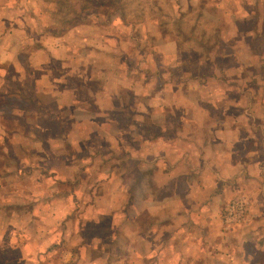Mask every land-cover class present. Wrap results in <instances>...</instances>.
<instances>
[{"label":"rangeland","instance_id":"374dc122","mask_svg":"<svg viewBox=\"0 0 264 264\" xmlns=\"http://www.w3.org/2000/svg\"><path fill=\"white\" fill-rule=\"evenodd\" d=\"M263 6L264 0H0V206H9L2 203H12L10 206L15 208L21 204L36 205L38 210L40 207L38 200L42 199V205L51 211H56L57 215L54 217L58 220L62 219L61 223L64 224L62 234L69 230L74 235V242L87 243V229H92L90 225L87 226V217L92 218V214L96 212L95 205L87 197V194L93 190L94 180L98 183L102 179L103 184L97 185V197L94 199V204L100 196L98 200L100 205L115 208L118 202V196H115L117 186H128L125 194L126 191L131 192V174L135 173L134 169H138V163L154 161V158L155 161H176L177 159L176 153L168 157L169 151L159 149L160 152H158V145L149 153V148L145 147V144L148 145L147 139L156 137L155 140H157L160 135L161 137L163 135L162 139L173 142L174 150L176 143L173 139L177 138L176 136L180 138V132H182L181 143H185L187 148L196 146L193 142L197 141V135L190 134V131L197 127L198 123L207 127V119H202L199 112L201 109L211 111L213 104L218 108L219 113L216 114L215 119L217 125L220 124L218 121L220 114L226 112L228 103L219 101L221 95L214 91L231 89L235 94H242L245 84L240 80L244 78L246 72L242 63L250 55H245L243 36L250 47L253 46L254 41L256 42L254 47L263 44L262 51L264 50L263 40L260 42L261 40H255L251 36L255 33L259 37L263 30L264 22H260V15L264 13ZM233 13L238 19L246 17L245 27L242 24L238 25L236 19L234 21ZM115 15H122L124 23ZM157 26H162L160 30L164 28L173 35L182 36L188 48L184 54H181L185 65L181 72L186 71L189 78L201 77L202 84L204 81L209 84L207 88L201 85L199 90H195V84H189L187 95L183 93L185 97H176L180 93L177 81L181 74L174 68V63L170 72L165 71L168 68L163 66L165 65L163 56L161 58V55L157 53L158 50L156 53L153 52L155 47L161 45L163 39L153 40L150 36L149 46H146L149 32L153 35L151 31ZM134 27L138 29L141 40H137L134 36L136 33L133 32ZM225 29L229 35L236 36L233 39L234 43H237L235 47H243L238 52L239 59L232 54L233 46L227 47L232 45L230 42L226 43V47L221 45V42L224 43L222 30ZM53 36L59 37L55 40ZM37 43L43 46V49H38L39 51L35 49ZM145 47L151 50L149 62L155 64L158 73L166 72L165 76L168 78L166 80L170 84L168 82L163 84V73L158 83L157 70L154 75L150 71L145 73L130 70L131 63L133 66L139 63V56L148 59V54L143 53ZM212 49H218L222 54L220 56L212 54ZM118 50H124V55L117 54ZM198 50H201V54L196 53ZM105 51H108L112 61H115L118 55L123 57L124 63H118L119 70L110 71L105 76V83L92 84L88 95L95 97L102 91L106 93V96L103 93L102 98L110 104L112 113L106 121L101 119L100 122L112 132L110 140L112 146L108 140L103 139L101 147L96 148L95 151L94 149L88 151L87 130L85 134L78 133L83 122L87 123V60L92 58L93 62L96 55L99 58L102 56L100 53L105 57ZM257 57L256 66L259 65V59L264 60V57ZM105 59L103 63L102 59H99L100 67L109 65ZM140 59L142 60L141 57ZM122 65L124 70L121 71ZM126 66L129 69L125 70ZM247 76L252 78L260 76V71H247ZM210 77L236 81L237 85H231L230 88L220 83L214 85L215 82L210 80ZM39 82L44 84L40 85ZM117 83H122L125 87V91H122L124 108L115 95L118 90ZM251 88L258 90L260 88L258 82L253 80ZM130 89H134L136 94L140 92L143 96L142 101L139 102L140 110H138L143 111L139 113L143 118H138L142 116L134 112L137 102L133 104L135 96ZM260 92V90L256 91L255 94L259 93L258 95L252 93L253 98L261 97L263 100L252 101L251 105L249 103L251 119L248 116L244 118L241 110L242 105L246 103L235 102L237 104L236 126L244 129L251 127L254 133L252 150L256 148L255 135L259 137L264 126V90ZM63 94L68 98L72 97V100L77 103L64 108L48 104L54 97L57 99ZM147 97L150 99L149 102L144 101ZM212 100L215 102L213 103ZM90 108L93 109L92 106ZM43 109L52 113L55 111L65 113L63 121L61 120L64 125L62 138L72 136L71 142H74L76 147L71 143L67 147L65 143L64 150L68 153L67 157L61 158L63 161H57L50 155L52 143L47 139L44 141L51 143L50 148L47 145H41L45 143L39 140L45 134L34 132L36 124L44 126L49 124L47 119L36 118L37 114L41 116ZM73 112L76 118L72 115ZM249 120H251L250 123ZM38 127L36 126L37 129ZM138 127L141 129L152 127L150 135L136 132ZM161 128H165L166 132L163 133ZM79 136L86 137L82 139L83 148L76 138ZM115 140L117 144H120V149L117 148ZM53 144L57 150L60 148L58 140ZM60 144L63 148L64 144ZM241 148L243 143L238 144L237 150L243 152ZM183 153L180 151V154ZM189 153L191 154V151L187 154ZM243 153L240 157H243ZM91 156L94 158L91 159ZM87 158L90 161H87ZM203 159L202 161L206 160ZM120 173H125L128 177L124 178V181L122 177L117 180V174ZM105 186L108 190L111 188V191H106ZM20 193L23 194L22 197L17 195ZM238 198H244L248 202L247 215L242 223L227 228L223 223L224 214L227 206ZM130 200V198L127 199L129 203ZM260 208L261 206L247 195H236L225 205L224 212L221 214L222 232L232 234L237 230L239 233L241 228L260 223L263 220ZM15 212L17 210H14ZM46 215L45 212H41L40 218L36 219L39 224L37 222L33 226L48 227L50 221H44L43 224L41 218ZM22 217L21 214L13 215L15 225L20 224ZM81 217L84 219L83 223L79 220ZM115 218L116 215L103 217L101 220L103 228L113 227ZM3 219L4 214L0 213V242H4L3 246L9 250L13 235H18L20 232L4 229ZM79 226L80 229H78ZM28 233H32L31 230ZM237 237L239 238L240 234ZM14 241L16 250L12 251V255L15 260H23L26 257L21 253L26 251L23 247V239L18 235ZM239 247L245 253L244 255L252 254L249 263L247 261L245 264H264L263 247L262 249L257 246L239 245ZM68 251L67 247H64L59 251L57 258L68 260L70 257ZM90 253L96 254L98 251ZM48 257L50 256L47 255L45 264L59 263H56L54 258L48 259ZM29 260L27 262L32 264ZM110 261L114 263V257H111Z\"/></svg>","mask_w":264,"mask_h":264},{"label":"crops","instance_id":"0c3cea01","mask_svg":"<svg viewBox=\"0 0 264 264\" xmlns=\"http://www.w3.org/2000/svg\"><path fill=\"white\" fill-rule=\"evenodd\" d=\"M233 14L234 21L236 19L238 25L242 24V26L245 27V21H247L246 17L238 19L237 15L235 13ZM115 16L122 19L121 21L124 23L122 15ZM112 18L113 16L110 20ZM197 18L198 17H196V19ZM255 21L258 20L255 19ZM260 22H264V13L260 15ZM160 28H162V26H157L155 30H152L151 32L153 35H150L149 32L146 46H149L148 44L151 40L150 36L153 40H157V38L163 39L161 45H156L157 47L154 48L153 52L156 53L158 50L157 53L161 55V58L163 56V63L165 64L163 66L168 68L165 71L170 72L174 63V68L181 74V76H179V81H177L179 82L177 86L178 89H180V93L176 97H185L184 94L187 95L189 91V84H195V90H199L201 85L205 86H202L203 88H207L209 84L206 81L202 84L200 81L202 80L201 77L196 76L193 79L188 77L186 71L181 72L182 69L185 68L181 54H184V51L188 48L182 36L173 35L169 31H165L164 28L163 30H160ZM226 30L227 29L222 30V41L224 43L221 42V45H225L226 47V43L230 42L232 45H228L227 47L232 48L233 46L234 53L232 54L236 55L237 59H239L238 52L243 47L245 48V55H250L247 57V60L242 63L243 69L246 71L244 78L240 80L245 84L242 94H235L231 89L228 91L223 89L214 91L217 92L218 95H221V98L218 99L219 101L228 103L226 112H221L220 114V120H218L220 124L217 125V120L215 119L216 114L219 113L218 108L213 104L214 107L210 109L211 111L208 112L205 109H201L199 112L202 119H207V127L198 123V126L190 131V134L197 135V141L193 142L196 146L187 148L185 143H181L183 139L182 132H180V138L176 136L177 138L174 137L173 139L176 143V149L174 150L173 142L170 143V141L167 142L165 141L166 139H162V137H164L163 135L162 137L161 135L159 136V139H157L158 141L155 140L156 137H154V139H147L148 145L145 144V147L149 148V153L152 151V148L158 145V152H160L159 149H161V151H169L170 155L168 157L176 153V155H178L176 157L177 159L176 161H155L156 159L154 158V161H141L138 163V169H134L133 171H135V173L131 174V192L126 191L125 194V189L128 186H117L115 196H118V202L115 208H106L107 206L100 205L98 203L100 196L98 200H95L94 204V199L97 197L96 188L97 185L102 184V179H100L98 183L94 180L93 187L91 185L93 190L87 194V197L92 200L96 212L92 214V218L87 217V226L90 225L92 229H87V243L82 241L84 245H82V243L80 244L79 241L74 242V235L71 231L68 230V232L62 234L64 228V224L61 223L62 219L58 220L54 217V215H57V212L45 208L42 205V199L38 200L40 204L38 210L36 209V205L29 206L21 204L15 208L10 206L12 203H2L9 205L0 206V213L4 214V229H7V231L10 229L18 230V232H20L18 235L23 239V247L26 250L25 252H21L26 255L23 260H15L8 254L7 259L5 258L7 264H14V260L20 261V264H29L27 262L28 259H30L29 261L32 264H45L47 263V255L50 256L48 259L54 258L56 263L59 262L58 264H245L247 261L249 263L250 255L252 254L247 253V256L244 255L245 253L243 250L240 247L238 248L239 245H243L244 247L257 246L261 249L263 247L264 251V126L259 133V137L255 135L257 140L254 141V146L256 148L252 150V135L254 133L251 127L245 129L237 127L235 115V110L237 108L236 101L239 103H246L242 105L241 110L244 118L248 116V118L251 119V110L249 109L251 102L263 100L261 97H252V93L258 95L259 93L255 94L256 91L260 90L263 92L264 90V60L259 59V65L256 66V62H258L257 56H259V58L264 57V50L262 51L263 44L254 47L256 42L253 41L254 44L250 47L245 36H243L245 41L243 47H235L237 43L235 44L233 39L236 36L229 35ZM133 32H136L134 35L136 39L141 40L138 29L134 27ZM251 36H253L255 40H261L260 42L263 40L264 42V27L259 37L255 33ZM58 37L53 36V39L57 40ZM246 44L247 46H245ZM147 47L143 48V53L148 54V59L139 56V63L135 66L131 63L129 67L132 72L139 71L146 73L150 71L153 75L155 74L154 72L157 69H155L154 63L149 62L151 50ZM35 49H43V46L37 43ZM246 49L248 50L246 51ZM105 52V57L104 54L100 53L102 56L99 58L96 55L93 62L92 58L87 60V123L83 122L78 133L85 134L87 130L88 151H92L93 149L95 151L96 148L101 147L103 139L111 143L112 132L107 130L105 125H102L100 122L101 119L106 121L112 113L110 104L102 98L104 97L103 93H105V91L101 89L102 92L100 94L97 93L95 97L88 95V91L91 90L92 84H98V82L101 84L105 83V76L110 71L119 70L118 67H120V65H118V63H124L123 57L121 58L117 55L115 61H112L113 59L109 57L108 51ZM123 52L124 50H118L117 54L121 53L124 55ZM199 52L201 54V50H198L196 53ZM211 52L219 56L222 54L218 49H212ZM99 59H102V63L104 62L103 59H105L109 65L100 67ZM123 65L121 66V71L124 70ZM129 68L126 66L125 70ZM251 70H259L260 76H255L254 78L247 76V71L249 72ZM165 71H159V74L157 70L156 77L158 78V83H160L159 79L163 77V84L167 82L170 84V82L166 80L168 78L165 76ZM161 73H163L162 77ZM189 80L190 83H188ZM210 80L215 82L214 85L219 83L225 84L228 88H230L231 85H237L236 81H229L228 79L219 80L218 78L210 77ZM253 80L258 82L260 87L258 90L251 88ZM38 84L43 85L44 83L39 82ZM117 84L116 88L118 90L115 92V95L117 96V101L122 103V108H124L122 91H125V87L122 83ZM140 86L143 85L140 84ZM130 90L134 92L135 96L132 101L133 104L137 102V105L134 107L136 111L134 112H138V115L142 116L139 113L143 111L138 110H140L139 102L142 101L143 96L140 92L136 94L134 89ZM61 96L57 97V99L54 97L48 104L51 106L59 105L61 108H64V106L68 107L70 104L77 103L75 100H72V97L68 98L65 94ZM64 100L66 101L64 102ZM144 101L149 102V97L144 99ZM214 102L215 101H213V103ZM91 106L93 109L90 108ZM112 106L114 105L112 104ZM55 112L52 113L46 109L41 110V116L37 114L36 118L42 120L47 119L49 124L45 126L36 124L34 132L45 134V136L39 140L45 143L41 145H47V147L50 148V144L52 143L50 155L55 157L57 161H63L61 158L67 157L68 153V151L64 150L65 143L67 147L68 144L70 145L71 143L75 145V143L71 142L72 136H64L62 138V135H64L62 132V128L64 127V125H62V118L65 116V113L63 111ZM164 114L166 117V113ZM72 115L75 116V112H73ZM138 118H143V116ZM250 122L251 120H249V123ZM36 126H39V129H37ZM27 128H29V126H27ZM151 129L152 127H147L145 129L138 127L136 128V132L148 136L151 133ZM161 129L163 133L166 132L165 128ZM133 130H135V128H133ZM168 134L170 135L171 132ZM76 138L81 142V148H83L84 144H82V139L86 137L81 138L79 136ZM44 139H47L51 143L45 142ZM56 140L59 141V151L53 144ZM116 142L115 140V144H117ZM238 142L243 143V148H241V150H243V152L246 151L245 153L237 150L238 144H240ZM60 143L64 144L63 148ZM117 146V148L120 149V144H117ZM187 150L191 151V154H187ZM180 151L184 153L180 154ZM242 153L243 157H240ZM89 158H87V161H90ZM92 158H94V156H91V159ZM202 159L206 160L202 161ZM120 177H122L124 181V178L126 179L128 175L120 173L117 174L116 179L119 180L121 179ZM111 184L113 185V183ZM105 187L106 191H111V188L108 190L107 186ZM242 194L252 198L256 204L261 206L260 209L262 211L263 220L258 224L253 223L254 225H250L247 228H241L239 233H237L236 230L232 234H224L221 224V214L224 212V207L233 197ZM17 195L20 197L23 196L21 193ZM128 198L131 199L130 203L127 201ZM14 210H17V212L14 213ZM89 210L91 209L89 208ZM41 212L47 214L46 217L41 218L43 224L44 221H50L48 227L41 226L40 228V226H33L34 223L38 222L36 219H38V217L40 218ZM5 214H12V216L8 218ZM17 214H21L23 217L20 224L18 223V225H15L13 215L16 216ZM115 215L114 226L103 228L101 224L102 218ZM53 220H55V222H53ZM79 220L83 223L84 219L81 217ZM50 225L51 227H49ZM78 229H80V226ZM30 230L32 233H28ZM236 233L237 235L240 234L239 238ZM18 235H13V241L9 243V247H11L9 250L6 249L5 251H8V253L11 251L12 253V251L16 250L14 247V239L18 237ZM3 239L5 238L3 237ZM78 239L80 240V237ZM1 243L4 242H0V244ZM64 247H67L69 250L70 257L68 260L57 258L59 251ZM89 247L91 249H88ZM92 251H98V253H90ZM111 257H114V263L110 261ZM254 257L257 259L256 255H254Z\"/></svg>","mask_w":264,"mask_h":264},{"label":"built area","instance_id":"2783aa9c","mask_svg":"<svg viewBox=\"0 0 264 264\" xmlns=\"http://www.w3.org/2000/svg\"><path fill=\"white\" fill-rule=\"evenodd\" d=\"M248 212V202L244 198L233 200L223 217V223L230 228L234 224L242 223Z\"/></svg>","mask_w":264,"mask_h":264},{"label":"trees","instance_id":"16d2710c","mask_svg":"<svg viewBox=\"0 0 264 264\" xmlns=\"http://www.w3.org/2000/svg\"><path fill=\"white\" fill-rule=\"evenodd\" d=\"M5 216H7V217H11L12 214H10V215L5 214ZM6 249H7V248H5V247L3 246V243H1V244H0V264H7V263L5 262V258L7 259L8 254H9L12 258H14L13 255H12V253H11V251L8 253V251H5ZM6 253H7V255H6ZM4 262H5V263H4ZM20 263H21L20 261H15V260H14V264H20Z\"/></svg>","mask_w":264,"mask_h":264}]
</instances>
